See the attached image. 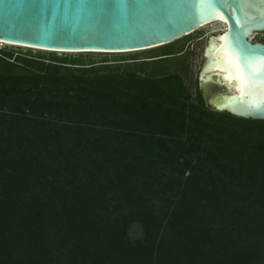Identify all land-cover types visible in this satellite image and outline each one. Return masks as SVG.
Listing matches in <instances>:
<instances>
[{"label":"trees","instance_id":"16d2710c","mask_svg":"<svg viewBox=\"0 0 264 264\" xmlns=\"http://www.w3.org/2000/svg\"><path fill=\"white\" fill-rule=\"evenodd\" d=\"M40 59L0 56V264H264V120L177 72Z\"/></svg>","mask_w":264,"mask_h":264},{"label":"water","instance_id":"95a60500","mask_svg":"<svg viewBox=\"0 0 264 264\" xmlns=\"http://www.w3.org/2000/svg\"><path fill=\"white\" fill-rule=\"evenodd\" d=\"M217 17L225 21L221 45L208 39L198 75L205 104L264 120V0H0V42L60 53H129L178 40ZM211 52L218 56L206 64ZM230 61L244 73L243 83ZM216 66L236 80L238 95L229 96L216 74L201 79ZM208 86L219 89L210 93Z\"/></svg>","mask_w":264,"mask_h":264},{"label":"rangeland","instance_id":"374dc122","mask_svg":"<svg viewBox=\"0 0 264 264\" xmlns=\"http://www.w3.org/2000/svg\"><path fill=\"white\" fill-rule=\"evenodd\" d=\"M218 26L219 24L215 22L181 37L174 43L173 51L178 52L183 49V54L157 61H153L156 58L152 57L158 54V51H155V49L139 50L129 53H60L37 50L25 46L8 45L3 42H0V56L1 51H8L12 52L13 56L22 58H36V56H40V60L44 63H49L50 56H56L58 58L66 57L68 60H80L82 63L86 64L92 62L94 65H98L100 63H107L113 66L115 64L120 66H124L125 64H138V67H141L144 71L148 72L149 75L155 74L153 72H177L180 75L183 86L191 95L194 93L196 87L197 72L203 62L204 46L208 42V39L212 36H217L218 32H211V36H208V33H210L214 27ZM176 62H180L181 64L177 66ZM68 66L75 67L77 65ZM208 88L210 93H215L219 89L216 86H208ZM130 235L138 237L139 232L137 228H131Z\"/></svg>","mask_w":264,"mask_h":264},{"label":"bare ground","instance_id":"6f19581e","mask_svg":"<svg viewBox=\"0 0 264 264\" xmlns=\"http://www.w3.org/2000/svg\"><path fill=\"white\" fill-rule=\"evenodd\" d=\"M215 22L218 23L219 26L214 27L210 31V33H208V36H211L213 32H218L217 36H212L211 39L216 44L221 45V39L223 37V32H224V27H225V21L224 20H221L219 17H217V21L204 24L200 28H204L205 26H208V25L215 23ZM3 43L8 44V45H15V44H12L9 42H3ZM207 43L204 46V50L206 49ZM217 56H218L217 52H211L210 54H208L209 61L206 64H208L210 61L215 60L217 58ZM213 74H216V78H217V80H219L220 83H224L227 86V88H229L231 90V92L228 94L229 96L239 94V88L237 86L236 80L233 77H231L228 73L223 71L220 66H216L212 69H208V70L204 71L203 73H201V79L202 80H207V79L209 80L212 78ZM215 104L217 107H220V108H221V106H223V103H221L219 101H215Z\"/></svg>","mask_w":264,"mask_h":264},{"label":"flooded vegetation","instance_id":"af4514ba","mask_svg":"<svg viewBox=\"0 0 264 264\" xmlns=\"http://www.w3.org/2000/svg\"><path fill=\"white\" fill-rule=\"evenodd\" d=\"M183 49H181L180 50V52H178V53H176V55L178 56V55H180V54H183ZM204 53H205V51H203V62H202V64H201V66H200V68H199V70H198V72H197V80H196V87H195V90H194V93L193 94H191V95H189V96H191V97H194L195 95H196V93H197V90H198V94H199V96H200V98H201V101H202V103L208 108V109H210L206 104H205V101H204V99H203V97H202V90L198 87V79H199V72H200V69H201V67L204 65V63L206 62V57H205V55H204ZM68 65H77V66H75V67H82V66H85V67H88L89 65H81V64H68ZM67 65V66H68ZM91 66H93V67H99V66H109L110 68H112V69H114V68H119V69H127V68H132V67H134V66H138V64H125L124 66H120V65H111V64H107V63H105V64H103V63H100V64H98V65H94V64H91ZM75 67H71L70 66V68H75ZM130 70V69H129ZM136 72V71H135ZM138 73L141 75V76H145V74L143 73V72H141V71H138ZM142 73V74H141ZM184 87V86H183ZM184 89L186 90V88L184 87ZM189 93V92H188ZM211 110V109H210ZM212 111V110H211Z\"/></svg>","mask_w":264,"mask_h":264},{"label":"snow or ice","instance_id":"6c2138e0","mask_svg":"<svg viewBox=\"0 0 264 264\" xmlns=\"http://www.w3.org/2000/svg\"><path fill=\"white\" fill-rule=\"evenodd\" d=\"M233 64V70L237 76V79H239L242 83L244 82V73L240 70L239 65L235 63L234 61H230Z\"/></svg>","mask_w":264,"mask_h":264}]
</instances>
